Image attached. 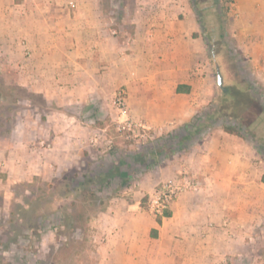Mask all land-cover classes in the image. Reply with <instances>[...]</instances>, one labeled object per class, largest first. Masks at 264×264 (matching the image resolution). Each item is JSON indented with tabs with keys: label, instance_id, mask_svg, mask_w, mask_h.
I'll return each instance as SVG.
<instances>
[{
	"label": "crops",
	"instance_id": "0c3cea01",
	"mask_svg": "<svg viewBox=\"0 0 264 264\" xmlns=\"http://www.w3.org/2000/svg\"><path fill=\"white\" fill-rule=\"evenodd\" d=\"M234 3L242 17L243 35L254 39V55L264 58V0ZM161 4L149 5L144 17L132 21L136 22L135 36L124 38L115 35L101 0H0V70L10 65L22 88L40 94L46 105L59 106L86 100L96 91L106 97L118 87L125 69L131 75L135 68L144 74L157 72L162 75L158 86L167 75L180 74L184 78L169 98L156 90L154 105L162 108L158 111H163L164 119L173 117L184 124L197 114L183 100L196 91L197 73L209 69L207 43L202 34L193 36L200 27L189 6L183 8L187 19L180 20ZM152 60L158 65L152 66ZM124 81L132 90L131 97L135 89L142 91L139 97L145 103L146 81L128 77ZM179 85H188L190 91L178 92ZM130 104L135 105L133 98ZM129 114L141 118L132 110ZM69 117L73 118L61 110L22 117L15 129L21 142L8 152L13 176L30 178L34 168L29 164L45 167L48 161L59 162L58 139L75 134L68 126ZM37 137H49L56 143L48 157L26 140ZM209 137L189 153V165L173 161L163 169L151 170L123 195L110 198L96 218L97 264L245 261L232 262L231 256L248 248L246 236L264 222V200L255 192L264 181L240 137L224 130ZM183 170H191L199 189L181 193L171 204L170 215L155 216L144 198L169 175ZM254 264L264 261L256 259Z\"/></svg>",
	"mask_w": 264,
	"mask_h": 264
},
{
	"label": "rangeland",
	"instance_id": "374dc122",
	"mask_svg": "<svg viewBox=\"0 0 264 264\" xmlns=\"http://www.w3.org/2000/svg\"><path fill=\"white\" fill-rule=\"evenodd\" d=\"M160 1L163 8L166 5L168 12L180 20L187 19L183 8L189 6L200 27L193 36L202 34L207 43L209 69L197 73V89L183 102L191 103L190 111L199 112L206 119L212 116L210 136L217 130L226 131L224 124L242 133L237 136L249 147L250 160L257 163V175L264 179V58L254 55L251 47L254 39L242 33L243 21L236 0H101V4L112 21L115 35L125 38L135 36L136 22L132 21L140 20L149 5L158 7ZM152 62V66L158 65L156 60ZM3 68L0 70V264H97L96 218L111 197L123 195L127 189L116 192L117 180L111 174L124 160L132 161L130 155L142 152L149 141L182 125L173 117L164 119L160 115L163 111H158L162 108L154 105V99L160 89L169 98L172 88L184 76L169 74L164 84L158 86L162 75L157 72L144 74L135 68V74L131 75L125 69L118 87L106 97L98 96L96 91L86 100L59 106L46 105L40 94L18 84L14 68L10 65ZM125 76L146 81L145 103L139 97L142 94L139 89L131 97ZM118 96L123 98L122 103L116 101ZM132 98L135 105L130 104ZM59 110L73 116L69 117L68 126L75 129V134L58 139L59 162L48 161L45 167L29 164L34 168V176L29 174L30 178L13 176L15 171L8 152L17 149L21 142L15 129L22 117ZM130 110L141 118H133ZM26 140L39 147L46 157L56 146L49 137ZM188 156L160 157L157 165L147 172L134 162L132 169L138 167L140 171H134L132 186L146 173L163 169L173 161L189 165ZM184 172L168 177L183 176ZM188 174L192 175L191 170ZM260 187L255 192L264 200V184ZM145 203L148 208L149 198ZM251 233L246 236L248 248L233 254L232 262L238 258L245 259L242 264H254L256 259L264 261V222Z\"/></svg>",
	"mask_w": 264,
	"mask_h": 264
},
{
	"label": "trees",
	"instance_id": "16d2710c",
	"mask_svg": "<svg viewBox=\"0 0 264 264\" xmlns=\"http://www.w3.org/2000/svg\"><path fill=\"white\" fill-rule=\"evenodd\" d=\"M177 90L178 92H189L190 87L188 85H179ZM212 121V116L206 119L198 112L190 121L180 125L163 136L149 141L147 145L144 146L142 152L133 156L130 155L132 161L128 162L124 160V162L116 168V172L111 174V177L117 180V185H115L114 190L119 192L132 186L131 178L134 171L138 172L140 168L143 169L144 172L149 171L157 165L160 157L189 154L199 143L205 141L210 136L209 131L213 125ZM224 127L228 133L238 136L243 135L229 125L224 124ZM134 162L140 165V168L137 167L136 169H132ZM111 181L110 178L108 182L110 183ZM148 198L149 195L144 198V204H146L145 201ZM165 215H170L169 209L165 211ZM158 219L161 220V217H158Z\"/></svg>",
	"mask_w": 264,
	"mask_h": 264
},
{
	"label": "built area",
	"instance_id": "2783aa9c",
	"mask_svg": "<svg viewBox=\"0 0 264 264\" xmlns=\"http://www.w3.org/2000/svg\"><path fill=\"white\" fill-rule=\"evenodd\" d=\"M122 100L123 98L118 96L116 101L122 103ZM198 189L199 184L188 172H184L183 176L169 178L161 182L149 195L148 210L155 216H165V211L181 193Z\"/></svg>",
	"mask_w": 264,
	"mask_h": 264
},
{
	"label": "water",
	"instance_id": "95a60500",
	"mask_svg": "<svg viewBox=\"0 0 264 264\" xmlns=\"http://www.w3.org/2000/svg\"><path fill=\"white\" fill-rule=\"evenodd\" d=\"M222 82H223V77H222L221 73H219V84H222Z\"/></svg>",
	"mask_w": 264,
	"mask_h": 264
}]
</instances>
